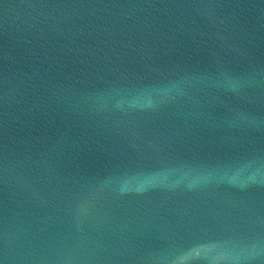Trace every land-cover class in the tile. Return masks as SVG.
I'll return each instance as SVG.
<instances>
[{
	"label": "water",
	"instance_id": "water-1",
	"mask_svg": "<svg viewBox=\"0 0 264 264\" xmlns=\"http://www.w3.org/2000/svg\"><path fill=\"white\" fill-rule=\"evenodd\" d=\"M0 264H264V0H0Z\"/></svg>",
	"mask_w": 264,
	"mask_h": 264
}]
</instances>
